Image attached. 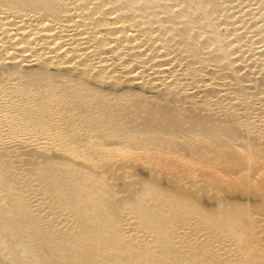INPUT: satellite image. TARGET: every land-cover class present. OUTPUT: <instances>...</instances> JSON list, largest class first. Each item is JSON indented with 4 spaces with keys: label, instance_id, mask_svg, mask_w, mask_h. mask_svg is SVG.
Listing matches in <instances>:
<instances>
[{
    "label": "bare ground",
    "instance_id": "bare-ground-1",
    "mask_svg": "<svg viewBox=\"0 0 264 264\" xmlns=\"http://www.w3.org/2000/svg\"><path fill=\"white\" fill-rule=\"evenodd\" d=\"M0 264H264V0H0Z\"/></svg>",
    "mask_w": 264,
    "mask_h": 264
}]
</instances>
